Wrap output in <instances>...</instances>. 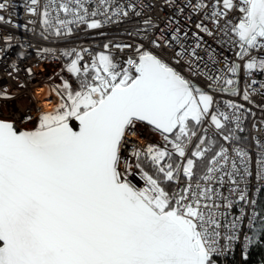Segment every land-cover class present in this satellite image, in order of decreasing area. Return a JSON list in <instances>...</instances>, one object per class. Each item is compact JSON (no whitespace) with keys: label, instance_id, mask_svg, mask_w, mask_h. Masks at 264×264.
<instances>
[{"label":"snow or ice","instance_id":"1","mask_svg":"<svg viewBox=\"0 0 264 264\" xmlns=\"http://www.w3.org/2000/svg\"><path fill=\"white\" fill-rule=\"evenodd\" d=\"M166 5L161 27L145 0H26L44 40L142 21L103 51L61 50L77 86L21 117L30 130L0 119V264H226L241 245L246 264L264 246V141L251 155L252 109L215 96L264 109V0Z\"/></svg>","mask_w":264,"mask_h":264},{"label":"built area","instance_id":"2","mask_svg":"<svg viewBox=\"0 0 264 264\" xmlns=\"http://www.w3.org/2000/svg\"><path fill=\"white\" fill-rule=\"evenodd\" d=\"M9 5L8 11L3 13L6 19L10 18L11 24L0 25V119L15 122L20 130H30L35 119L21 122V117H37L41 112L52 111L60 102L61 97L57 94V89L62 88L64 80L76 87L75 78L67 73L64 59L60 58V51L71 47H85L94 52L103 51V45L112 41L128 42L133 39L128 36L129 31L140 26L141 17H133L131 21L106 25L100 30L84 31L83 28L78 30L73 36L67 38H50L44 40L40 35V26L27 24L30 19H37L26 14V0H6ZM43 2V0H42ZM146 4H152L153 9L146 11L145 15L151 16L161 27L171 15V9L167 7L166 0H145ZM183 23V20L180 21ZM175 23V18L173 19ZM27 24V27L25 25ZM35 28V31L32 29ZM194 30V29H193ZM12 37L10 42H5L4 37ZM211 43V42H210ZM54 50L53 55H38V50L43 48ZM212 47L220 53L221 57L228 56L231 59L234 55L232 51H222L216 43ZM177 50H179L177 48ZM113 52L120 56L121 54L113 48ZM255 79L264 82V74H255ZM241 92L244 88L243 77L239 84ZM255 87H259L257 84ZM43 91L45 94L42 98L37 96V91ZM216 99L221 102L231 100L236 103H242L246 108H251L244 122L245 131L240 133L245 137L244 145L248 147L250 154L255 157L256 141H264V109L253 107L243 101L242 97H233L228 94H215ZM258 99V97H254ZM45 103L48 109L45 108ZM144 135H149L145 133ZM155 139H159L156 137ZM255 165L253 164V171ZM137 187L143 186L137 176L133 179ZM257 186L254 177L252 178L253 192ZM259 194L257 195L258 198ZM244 258L242 245L233 250L226 260V264H232L236 260L241 264Z\"/></svg>","mask_w":264,"mask_h":264},{"label":"trees","instance_id":"3","mask_svg":"<svg viewBox=\"0 0 264 264\" xmlns=\"http://www.w3.org/2000/svg\"><path fill=\"white\" fill-rule=\"evenodd\" d=\"M257 199L258 200L264 199V195L259 194ZM261 244L264 245V241H261ZM248 256H249V259L246 262V264H264V246H256V245L250 246L248 250ZM242 261H241V264H242ZM231 263L237 264L236 260H233V262Z\"/></svg>","mask_w":264,"mask_h":264},{"label":"bare ground","instance_id":"4","mask_svg":"<svg viewBox=\"0 0 264 264\" xmlns=\"http://www.w3.org/2000/svg\"><path fill=\"white\" fill-rule=\"evenodd\" d=\"M45 94L43 93V91H37V96L39 97V98H42L43 96H44ZM45 108L46 109H48V107H47V104L45 103Z\"/></svg>","mask_w":264,"mask_h":264},{"label":"water","instance_id":"5","mask_svg":"<svg viewBox=\"0 0 264 264\" xmlns=\"http://www.w3.org/2000/svg\"><path fill=\"white\" fill-rule=\"evenodd\" d=\"M18 130H20L19 128H17ZM78 130V129H77Z\"/></svg>","mask_w":264,"mask_h":264}]
</instances>
